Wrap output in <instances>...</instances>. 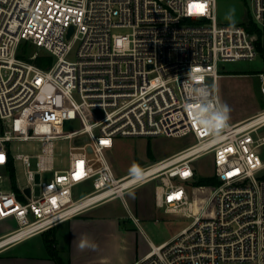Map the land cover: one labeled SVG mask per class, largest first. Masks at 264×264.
Segmentation results:
<instances>
[{"label":"built area","instance_id":"built-area-1","mask_svg":"<svg viewBox=\"0 0 264 264\" xmlns=\"http://www.w3.org/2000/svg\"><path fill=\"white\" fill-rule=\"evenodd\" d=\"M217 4L0 0V221L16 222L0 249L155 182L156 206L192 221L159 245L150 241L133 264H264V109L232 122L219 92L223 62L262 56L259 35L242 23H220ZM251 16L264 45V0H251ZM24 43L52 62L38 65V53L20 57ZM75 119L81 128L65 131ZM189 134L190 146L116 175L108 152L117 137ZM80 136L87 138L75 143ZM58 139L72 142L68 169L53 166ZM32 140L42 144L39 168L19 188L15 163L29 166L30 155H12L10 143ZM206 155L218 182L195 186L203 196L197 205L185 183L196 184L194 163ZM87 182L93 190L76 197L74 188Z\"/></svg>","mask_w":264,"mask_h":264},{"label":"rangeland","instance_id":"rangeland-1","mask_svg":"<svg viewBox=\"0 0 264 264\" xmlns=\"http://www.w3.org/2000/svg\"><path fill=\"white\" fill-rule=\"evenodd\" d=\"M218 20L224 24H244L247 25L252 19L251 0H218L217 4ZM130 29H116L117 33H129ZM38 53V57L45 55L33 45L26 44L20 51V55L29 58ZM75 52L69 56L75 58ZM37 57V58H38ZM52 59V57L50 56ZM221 70L223 77L219 80L220 97L230 121L232 118L251 115L264 109V97L261 92L262 80L259 73H264V57L258 56L253 60L240 59L236 61L223 62ZM233 75V76H232ZM81 128L79 119L66 121L65 131H75ZM264 132V129H263ZM87 136L75 138V143L80 144ZM195 142L193 134L183 137H122L115 139V145L108 152L113 168L118 177L140 169L168 155H171ZM72 142L68 139H58L54 141L53 166L55 169H68L70 165V146ZM12 155H30V165L26 166L21 160H17L15 181L17 186L23 187L28 183L27 171H36L38 167V155L43 152L42 144L38 141H15L10 143ZM199 178H211L214 174L212 155H206L194 163ZM52 173H45L43 178L49 180ZM192 191V197L197 205L203 203L195 192L197 184L193 182L185 183ZM155 182L141 185L125 194V200L116 198L112 200L115 208L126 210V202L132 204L135 199L139 206H143L144 201H151L154 204L155 217L151 219L141 218L143 231L159 245L172 238L179 230L188 226L192 218L170 214L165 208H157L155 205ZM93 190L91 182L83 183L74 188L76 197H81ZM130 205V204H129ZM15 221L8 219L0 221V233L14 226ZM228 264H256L255 262L228 263Z\"/></svg>","mask_w":264,"mask_h":264},{"label":"crops","instance_id":"crops-1","mask_svg":"<svg viewBox=\"0 0 264 264\" xmlns=\"http://www.w3.org/2000/svg\"><path fill=\"white\" fill-rule=\"evenodd\" d=\"M256 113L232 118V122L243 121ZM132 201L128 205L140 219L155 217L156 208L151 201H144L143 206L135 199ZM126 209L127 212L115 208L112 200L96 205L49 231L3 247L0 264H133L148 252L149 242L154 241L130 218ZM15 227L16 222L1 232L0 237Z\"/></svg>","mask_w":264,"mask_h":264},{"label":"trees","instance_id":"trees-1","mask_svg":"<svg viewBox=\"0 0 264 264\" xmlns=\"http://www.w3.org/2000/svg\"><path fill=\"white\" fill-rule=\"evenodd\" d=\"M248 30L250 32H255V33H258L259 35V40L257 41V44H258V47L261 51V55L264 57V45H263V42H262V30L257 26V24L252 20L250 19L249 23L246 25ZM28 43H24L22 46H21V49L23 48L24 45H26ZM21 51V50H20ZM20 57H22L20 54H19ZM25 58V57H24ZM35 62L42 66V67H46V65H48L49 63L52 62V59L47 56V55H42L40 57H38ZM218 181L215 177H211V178H199L198 181L196 182L197 185H209V184H216ZM51 246V244L49 245ZM54 250V249H52Z\"/></svg>","mask_w":264,"mask_h":264},{"label":"water","instance_id":"water-1","mask_svg":"<svg viewBox=\"0 0 264 264\" xmlns=\"http://www.w3.org/2000/svg\"><path fill=\"white\" fill-rule=\"evenodd\" d=\"M72 32H73V28H71V30H70V35H71ZM27 192L30 193V189H27Z\"/></svg>","mask_w":264,"mask_h":264}]
</instances>
